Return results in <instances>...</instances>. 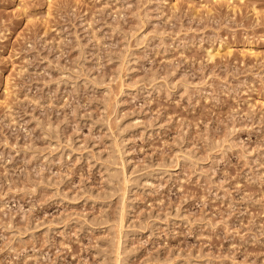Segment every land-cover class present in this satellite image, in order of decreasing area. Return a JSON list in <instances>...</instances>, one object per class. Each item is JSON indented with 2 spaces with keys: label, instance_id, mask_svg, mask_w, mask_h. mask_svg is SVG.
Listing matches in <instances>:
<instances>
[{
  "label": "rangeland",
  "instance_id": "374dc122",
  "mask_svg": "<svg viewBox=\"0 0 264 264\" xmlns=\"http://www.w3.org/2000/svg\"><path fill=\"white\" fill-rule=\"evenodd\" d=\"M0 264H264V0H0Z\"/></svg>",
  "mask_w": 264,
  "mask_h": 264
}]
</instances>
